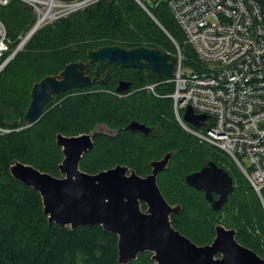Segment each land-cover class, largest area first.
Returning a JSON list of instances; mask_svg holds the SVG:
<instances>
[{"label":"trees","instance_id":"16d2710c","mask_svg":"<svg viewBox=\"0 0 264 264\" xmlns=\"http://www.w3.org/2000/svg\"><path fill=\"white\" fill-rule=\"evenodd\" d=\"M152 1L145 3L151 14L137 0H101L46 25L0 75V128L9 130L0 133V264H119L117 235L102 226L71 229L50 223L39 192L10 173V167L21 162L60 177L64 156L57 135L89 134L101 126L111 131L95 135L94 149L81 162L82 171L98 174L122 165L146 177L152 161L175 152L158 176L168 203L182 207L171 216L173 227L203 246L212 243L216 226L222 224L236 230L238 242L264 258V209L256 191L247 178L249 186L238 182L234 168L233 172L225 165L230 159L225 153L199 143L180 128L173 113L170 95L175 86L170 78L150 70L110 66L111 86L94 84L68 91L48 104L39 122L28 127L24 121L35 83L59 74L69 63L86 61L88 51L100 47H147L176 55L177 44L189 59L184 65L200 71L168 0ZM1 18L11 39L28 31L36 19L29 6L16 0L2 9ZM121 80L132 83L129 95L117 94ZM151 84L156 85L157 96L146 90ZM132 121L151 125L152 133L128 131ZM199 160H213L234 179L235 190L219 212L204 192L186 183V175L204 167L202 163L198 167ZM190 161L194 168L188 167ZM142 208L147 209L144 204ZM152 256L142 253L130 264H155Z\"/></svg>","mask_w":264,"mask_h":264},{"label":"water","instance_id":"95a60500","mask_svg":"<svg viewBox=\"0 0 264 264\" xmlns=\"http://www.w3.org/2000/svg\"><path fill=\"white\" fill-rule=\"evenodd\" d=\"M87 59V62L69 63L59 74L33 85L24 116L28 127L39 122L48 104L64 93L94 84L108 85L112 79L110 66L150 70L173 79L179 61L175 55L160 49L119 46L90 50ZM92 65H95L94 76L89 75ZM131 86V82L121 80L116 91L127 94ZM207 118L196 115L191 107L184 114L185 121L197 128ZM126 129L143 135L152 133L151 127L138 121L130 122ZM100 131L111 130L101 126L89 134L57 135V146L64 156L59 165L60 177L21 162L10 167L16 181L39 192L50 223L71 229L102 226L118 236L119 264H130L146 252L153 254L155 264H264V258L238 242L236 230L222 224L216 226L212 243L203 246L173 227L171 216L180 213L182 207L168 203L158 185V176L168 168L175 152L152 161L151 173L146 177L122 165L98 174L82 171L83 157L94 149V137ZM185 180L189 187L204 191L216 212L221 211L235 190L232 176L214 161L186 175Z\"/></svg>","mask_w":264,"mask_h":264},{"label":"built area","instance_id":"2783aa9c","mask_svg":"<svg viewBox=\"0 0 264 264\" xmlns=\"http://www.w3.org/2000/svg\"><path fill=\"white\" fill-rule=\"evenodd\" d=\"M11 1L0 0V75L43 27L101 0H16L29 6L36 18L17 39L9 37L1 18ZM168 6L201 63L200 71L187 72L176 44L179 61L170 95L176 122L187 134L225 153L264 209V0H168ZM146 90L157 96L156 85ZM188 107L208 117L202 127L185 121ZM8 132L0 128V133Z\"/></svg>","mask_w":264,"mask_h":264},{"label":"rangeland","instance_id":"374dc122","mask_svg":"<svg viewBox=\"0 0 264 264\" xmlns=\"http://www.w3.org/2000/svg\"><path fill=\"white\" fill-rule=\"evenodd\" d=\"M144 3H146L147 5H151L153 3L152 0H142ZM163 1V0H162ZM166 1V0H165ZM27 32V31H26ZM25 33V32H24ZM22 33V34H24ZM20 36V35H19ZM179 48V46H178ZM180 49V48H179ZM181 50V49H180ZM186 57V56H185ZM186 60L189 61V59L186 57ZM197 64L200 66L201 68V63H199L197 60H196ZM185 70L187 72H191L192 71V68L189 67V66H185ZM152 94V93H151ZM148 125V124H146ZM150 127H152L151 125H148ZM197 141L203 145H206L205 143H202L200 140L197 139ZM200 145V144H199ZM229 158V157H228ZM213 160H208L206 162H204L203 160H199L198 162V167L200 166V164L202 163V167L205 166L207 163L211 162ZM242 161L243 163L247 166V168H249L250 164H249V161L246 159V158H242ZM226 167H229L230 170L233 171V168L235 170L236 173H234L236 175V179L239 181H241L245 186H249L248 183H247V180H246V176L243 174V172L240 170V168L231 160L229 159L226 163H225ZM223 166V165H222ZM188 167L191 169V168H194L195 167V162L194 161H190L188 163ZM222 168V167H221ZM227 171V170H226ZM234 172V171H233ZM201 192H204V191H201ZM205 194V193H204ZM220 222V221H218Z\"/></svg>","mask_w":264,"mask_h":264},{"label":"flooded vegetation","instance_id":"af4514ba","mask_svg":"<svg viewBox=\"0 0 264 264\" xmlns=\"http://www.w3.org/2000/svg\"><path fill=\"white\" fill-rule=\"evenodd\" d=\"M88 61V59L86 60V61H82V62H87ZM94 68V70H95V65H92L91 67H90V70H91V68ZM110 69V68H109ZM89 75H91L90 74V71H89ZM91 76H94V73H93V75H91ZM125 81V80H124ZM129 82V81H128ZM111 84H112V79H111V82L108 84V85H103V86H111ZM99 85H102V84H99ZM93 86V85H92ZM91 86V87H92ZM118 86V85H117ZM91 87H89V88H84V89H90ZM117 88V87H116ZM117 92V91H116ZM131 93V89H130V91H129V93H127V94H120V93H118L117 92V94H119L120 96H126V95H129ZM148 126V125H147ZM220 167V166H219ZM215 196V198L217 199L218 198V196L217 195H214Z\"/></svg>","mask_w":264,"mask_h":264}]
</instances>
